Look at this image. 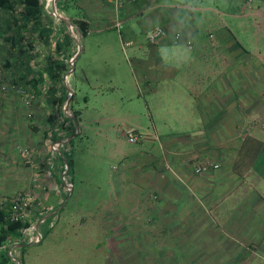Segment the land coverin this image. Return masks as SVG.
<instances>
[{
    "label": "crops",
    "instance_id": "0c3cea01",
    "mask_svg": "<svg viewBox=\"0 0 264 264\" xmlns=\"http://www.w3.org/2000/svg\"><path fill=\"white\" fill-rule=\"evenodd\" d=\"M62 1L41 0L44 15L56 16L54 9L58 11L57 3ZM251 1L238 0L227 12L228 18L222 19L213 0H125L120 8L110 0H67L68 6L77 8L68 11L83 15L88 22L86 34L116 28V36L113 43L95 45L101 51L97 59V52L88 53L86 64L91 68L82 67L80 78L72 73L74 61L69 64L64 88L66 95L71 91L65 102L73 132L64 138L52 133L51 141L59 144L52 151L44 148L39 156L44 169L37 175L39 183L43 180L38 188L32 187L30 169L16 155L15 145H25L31 130L40 129L44 112L40 105L45 101L37 93L33 109L38 122L37 127L31 126L26 116L29 107L9 84L13 69L24 75L21 81L25 83L34 74L30 69L42 70L43 60H28L25 66L11 59L5 66L0 58V195L29 188L40 194L42 189L48 195L47 208H53L42 216L56 214L42 237L41 228L31 232L30 242L56 235L64 221L67 228L58 230V236L72 234L78 246H83L78 251L81 257L85 249L94 256L104 239L107 251L113 253L111 264H264V112L256 110L258 99H264V75L259 71L264 60L256 61V71L246 13ZM155 24L168 34L148 42L145 33ZM237 29L248 35L251 47L236 36ZM173 32H179L181 39L172 40ZM81 36L77 31L75 59L91 50L86 43L80 46ZM39 45L43 44L35 46L38 51ZM118 45L123 52L120 60L114 54ZM83 80L93 95L109 92L104 96L108 100L87 105ZM87 106L97 108L93 115ZM145 113V122H138L137 116ZM47 118L41 119L44 127ZM50 122L56 123V116ZM165 124L160 130L158 125ZM91 132L97 133L92 144L98 146L96 153L109 158L103 181L98 183L87 181L79 163L81 155L87 161L88 154L95 153L87 150ZM242 132L254 142V138L261 139L259 171V157L251 161L252 142L242 145L237 155ZM130 134L133 141L127 139ZM68 142L70 169L64 168L67 163L62 156ZM111 160H117L118 170L114 171ZM202 161L218 166L194 172ZM45 170L51 173L44 174ZM67 184L71 189L63 197ZM71 197V206L65 210ZM40 221L34 228L41 226ZM14 244L6 242L10 260L3 264H22V244Z\"/></svg>",
    "mask_w": 264,
    "mask_h": 264
},
{
    "label": "rangeland",
    "instance_id": "374dc122",
    "mask_svg": "<svg viewBox=\"0 0 264 264\" xmlns=\"http://www.w3.org/2000/svg\"><path fill=\"white\" fill-rule=\"evenodd\" d=\"M207 3L212 1V0H205ZM213 4L219 8L221 10V14H219L220 17H222V19H227L228 15L227 12L230 11V8L235 7L236 3L238 2V0H213ZM58 3H60L58 1ZM57 3V7L59 8L60 5H58ZM68 10H77L76 6H73V4H70L67 7ZM58 12L61 16H63L65 18V20H69L67 18V16H65L61 10L58 9ZM69 12V11H68ZM246 13H248V21H247V26L249 28H251V40L253 43V56L251 57V60L255 63V66H257L256 61L258 59H261L262 61L264 60V0H252L250 5L248 6V8L246 9ZM44 19L47 20L50 24V28H51V34H50V39L46 44H43L42 46L39 45V49L40 51L36 50V52L32 51V54L34 55V57L32 58V62L36 63L38 61L43 60V56H45V54H50L56 58L59 59H63L64 61H66V65H67V69L62 73V85L64 87L67 86L66 83V76H67V70L69 67V64H72L74 61V67H73V75L76 74L78 78H80V74H81V68L85 67L86 70L89 71V69L91 68V65H87L86 64V60L89 59L88 53L89 54H93L96 53V59L98 58L99 54L101 53V51H96V44H102L103 42H109V43H113L115 40H113V36H116V28L114 29H110L109 31H104L102 33H96V32H91V34H86V35H82L81 36V41H80V46L84 45L86 43V45H88V48L91 46V50L90 51H86V52H82L79 56H77L76 59H71L70 57L74 55V45L76 44V33H77V29L74 30V26H72L71 28V36H74L73 38V42L71 44H73L70 48L65 49L64 51H56V43L60 41L61 39V35L63 32H67L68 28L66 27L65 23L60 20L59 18H57L56 16H54L53 14L50 15L51 18H47L46 15H43ZM3 22V17L0 18V25ZM235 24H239V21L235 22ZM71 27V25H69ZM236 29V28H234ZM69 32V31H68ZM236 36L239 37L246 45L247 47H251V43H249L247 40L248 35L246 33H243L241 30L237 29V32L234 31ZM79 34V33H78ZM80 37V36H79ZM37 43V42H36ZM119 43V42H118ZM37 46V45H36ZM124 52L126 54H128V51L125 49ZM114 54H115V58L117 60H120L121 57H123V52L120 50V47L118 45V50H114ZM146 57L147 55H144V57L142 58V63L143 66L146 63ZM44 62V61H43ZM105 70V68H104ZM14 73H16V70L13 69L11 75H13ZM17 75V73H16ZM81 85V82H80ZM9 86L14 90V87L11 86V83L9 84ZM82 87L83 89L87 91V95H88V101H87V105H90L92 101L95 102H99L101 100H105L107 101L108 99L104 96L108 95V93H104L103 96L101 95H93L91 93V90L87 87L86 84H84V80L82 81ZM18 93V97H19V101H22L25 105H27L29 107L30 112H28L27 119L30 120V125L31 126H35L37 127V118L34 113V109L33 106H35V100L36 97H32V92L30 89L27 90H20L16 85H15V91ZM27 96H26V94ZM23 94L29 98V101H25V99L23 98ZM78 94V92L76 93ZM64 95H66V90ZM65 98H67L64 96L61 102V111H57L55 112L54 110V115L57 118V122H50V120L47 118V115L49 112H51V109L49 107V105H47L45 102L43 105H40V107H42V112L43 114H40L41 119H46L45 121V127L43 126L41 119L40 121V129L37 130L32 129L30 132V138L28 140V143L24 144H16L15 145V153L16 155L19 156L20 161L22 162L23 166L26 168H29L30 170V180L32 182V187L33 188H38L37 185H40L39 187H42V181L39 183L40 179H39V171L43 170L44 168H41V158L39 156L42 157V152L44 153V148L47 150L51 151L57 147V145L59 144V142L57 143L56 141H51V136L52 133L55 134V136H57L58 134H60L59 136L61 138H64V136L66 135V130L64 129L63 125V117L66 116L68 117L69 113L66 111L69 107V105H67V103H65ZM76 101L78 104L81 103L80 98L78 97V95L76 96ZM147 102L150 103V99H147ZM258 107L256 108V110H259L260 112H264V103H261L260 101L258 102ZM97 108H93L90 109V107L87 106L86 110L89 111L88 114L89 115H93L95 110ZM155 111L160 110L161 108H154ZM64 113V114H63ZM138 122H145V120L148 118L147 114H139L138 116ZM256 117V116H255ZM43 119V120H44ZM260 117L257 118V120L259 121ZM142 125V124H141ZM55 126V127H54ZM142 126H146L149 129H151L150 125H142ZM140 126V127H142ZM165 125H158L160 130L165 129ZM138 126V128H140ZM55 128V129H53ZM261 129H259L260 131ZM142 131V130H140ZM152 130H149L148 132L151 133ZM158 133H161L163 131H157ZM93 133V134H92ZM144 132H139V135H143ZM97 133L91 132V135H89L88 139H87V143H89L87 145V150H94V154L89 155L88 157L90 159H87V161L92 162V163H88L86 161V157L84 156H80L79 160H80V166L82 171L84 172V176L87 177V181L89 183H98L97 181H103V176L106 174V168H104L105 164L108 162L109 158L105 157L103 153H101L100 155H98L96 153V149L98 148L97 145L93 146V142L94 139L96 138ZM142 141H155V138H151L149 137L148 139H145L143 137H141ZM78 141L76 139L72 140V143L74 145H76ZM105 144V143H104ZM245 147V144L243 145ZM242 146V147H243ZM70 147V145H69ZM69 147L66 146L65 150L68 151ZM3 149H0V151H2ZM246 150H248V145H246ZM241 152L240 149H238L237 151V155ZM2 154V153H1ZM80 155V154H79ZM68 156V155H67ZM72 154H70V159H71ZM75 157V155H74ZM259 158L256 159L257 164L256 165L258 171L262 168V164L261 163V158H262V154H259L258 156ZM237 159V156H236ZM253 159H251L252 161ZM254 161V160H253ZM237 163V162H236ZM110 164L114 169V171L119 169V165L117 160H111ZM64 168L67 169V164L64 166ZM71 167H69L70 169ZM246 167H242V170L245 169ZM238 169V168H237ZM241 170V169H238ZM113 171V172H114ZM47 173H51L50 171H46L44 172V174ZM68 173H70L68 171ZM81 174V172H79ZM51 174H49L50 176ZM75 177V176H74ZM49 178V177H48ZM65 180H69L68 177H65ZM39 180V181H37ZM101 181V182H102ZM46 185V186H45ZM44 185L43 182V186H45V188L48 190L47 187L51 188V184L49 185V181H47ZM93 185V184H92ZM77 186V184L75 185ZM82 187H85V185H81ZM69 185L67 184L65 188L68 189ZM44 188V187H43ZM41 193L39 194L38 191H36L35 189L32 190L29 188V190H16L14 191L12 194L10 195H0V198H10L13 195H16L17 193H24V194H28V196L32 199L31 203H30V207L26 210L27 215L25 216L24 219H26L27 221H29V225L27 227H25L23 229V237L25 238V242H29L32 240V238L34 237V235H32V231L34 234V231H40V227L38 228H34V224L41 220L40 217H37L36 215L40 214H45L47 212H49L50 207L47 208V205L45 204V199H47V193L44 192L45 194H42V189ZM37 193V194H36ZM74 196V195H73ZM74 199V197H71L68 202L65 205V210H68L71 206L72 200ZM53 209V208H51ZM63 218H66L67 215L65 212L62 213ZM56 219V217L54 218ZM60 222V221H59ZM66 226H65V222L61 221L59 223L58 229L56 231V235H47L44 236L43 239L40 240V242L38 243H33L30 242L28 244H25L23 247V252L21 254L22 256V264H111L112 260H114L112 258L113 253L110 251H107V244L105 242L104 239H101L102 244L100 245L99 248L95 249L94 251V256L92 255L91 257L89 256L90 252L84 251L83 253V257H81L78 254L81 252V249L83 248V246H78V243H80L79 241L75 240V237H73L72 234H70V236H63V235H59L58 236V230L64 231L66 230ZM71 231L73 230L72 228H70ZM97 232L99 233V230L96 228ZM80 232V231H78ZM37 233V232H36ZM41 233V231H40ZM38 234H36L35 236L37 237ZM61 243V244H60ZM6 245V242L4 243ZM9 244V243H8ZM14 244V243H13ZM15 245V244H14ZM86 245V244H85ZM11 246V245H10ZM13 247V246H12ZM2 249V248H0ZM132 260V259H131ZM116 261V260H115Z\"/></svg>",
    "mask_w": 264,
    "mask_h": 264
},
{
    "label": "trees",
    "instance_id": "16d2710c",
    "mask_svg": "<svg viewBox=\"0 0 264 264\" xmlns=\"http://www.w3.org/2000/svg\"><path fill=\"white\" fill-rule=\"evenodd\" d=\"M68 2L63 0L59 6V10L64 12L69 19V22L74 24L78 33L80 35H85L87 32L88 22L85 20L83 15L77 13L68 12ZM44 10L42 7L41 0H0V18L3 17V22L0 25V50L2 55L0 56L1 62L6 66L9 65L11 59L18 62L19 64L24 63L25 66L29 65L28 60H32L36 52L35 46L40 44H46L49 41L51 34L50 23L44 19ZM47 18H51L50 15H46ZM37 42V43H36ZM72 43V38L69 32H63L61 39L56 43V51H64ZM43 68L40 71L30 69L34 74L31 79H27L25 83L21 81L24 75L18 73L11 77V84L15 85L20 89H30L32 97H36L37 93L41 94L45 103L49 105L51 112L48 113L47 117L54 119L55 112L61 111V102L64 97L65 88L62 85V73L67 69L66 61L63 59L56 58L50 54H45L43 56ZM259 71L264 75V65L260 66ZM257 71V66H256ZM20 72V71H19ZM35 73L38 74V78L35 77ZM43 73H45V80L42 78ZM31 74V73H30ZM42 80L45 81L44 84H40ZM17 93V92H16ZM261 103H264V99H258ZM74 113V112H73ZM75 114V113H74ZM255 114L259 116L256 112ZM63 117V121L67 122L64 127H66V134L73 132V125L70 121L71 118ZM71 122V123H70ZM242 134L239 136L240 144L238 149L245 143L252 142V156L251 158H257L258 153L262 149L261 139L254 138L255 142L249 134ZM70 145V142H68ZM251 147V146H250ZM68 155V156H67ZM62 156L64 157L67 166L71 167L70 161V147L68 151H63ZM250 158V159H251ZM255 158V159H256ZM262 161V160H261ZM70 172V170H69ZM70 174V173H69ZM71 186L66 188L63 197H66ZM8 205L0 207V247L5 242L10 243H21L19 247L20 254L23 252V247L25 244L30 243L25 242L23 237V229L29 225V221L26 219H11L9 217ZM37 217L41 215L37 214ZM56 214L53 212L43 217L40 221L41 237L44 235L45 231L48 230L50 225L55 220ZM40 237V238H41ZM0 264L8 262L9 255L4 249H0Z\"/></svg>",
    "mask_w": 264,
    "mask_h": 264
},
{
    "label": "built area",
    "instance_id": "2783aa9c",
    "mask_svg": "<svg viewBox=\"0 0 264 264\" xmlns=\"http://www.w3.org/2000/svg\"><path fill=\"white\" fill-rule=\"evenodd\" d=\"M110 1L112 2L113 6L115 8H120L125 0H110ZM167 34L168 33L163 26H161L159 24H155V25L151 26L150 29H148L146 31L145 38L148 42H154L159 37H164ZM171 38L174 41L179 40V39H181V34L179 32H173L171 34ZM185 43L188 45L190 43V41L185 40ZM70 58L73 59V56H71ZM26 96H27V94H26ZM26 96L23 94V98L25 99V101L28 102L29 98ZM127 139L129 141H133L135 139V137L132 134H130L127 137ZM217 166H218L217 162L202 161V162H199L198 164H196V166L194 167V172H196V173L204 172V171L209 170V169L217 168ZM31 200L32 199L28 196V194L17 193L16 195L11 196L10 198H6V199L0 198V207H2L4 205H8L9 217L11 219H18V218L24 219L25 216L27 215L26 210L30 207ZM42 215L40 216L41 220L43 219ZM6 247L7 246L5 244H2L0 248L6 250Z\"/></svg>",
    "mask_w": 264,
    "mask_h": 264
},
{
    "label": "water",
    "instance_id": "95a60500",
    "mask_svg": "<svg viewBox=\"0 0 264 264\" xmlns=\"http://www.w3.org/2000/svg\"><path fill=\"white\" fill-rule=\"evenodd\" d=\"M54 1V0H53ZM54 13L56 14V17L57 18H59L60 20H62L64 23H65V25H66V27L68 28V31H69V34L70 35H72L71 34V27L69 26L70 25V22L68 21V20H65V18L63 17V16H61L60 14H59V12L56 10V8L54 9ZM73 37V36H72ZM74 38V37H73ZM76 44L78 45L79 44V42L76 40ZM75 59V54L73 55V60ZM70 67H71V64H70ZM70 96H71V91H70V93L67 95V98H66V101H68V99L70 98ZM66 103V102H65ZM16 245H18V246H20L21 245V243H18V244H16Z\"/></svg>",
    "mask_w": 264,
    "mask_h": 264
}]
</instances>
